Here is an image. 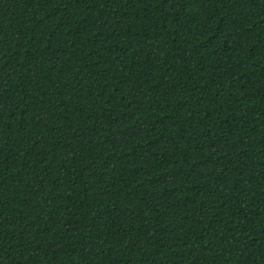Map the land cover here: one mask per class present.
<instances>
[{
    "label": "trees",
    "instance_id": "1",
    "mask_svg": "<svg viewBox=\"0 0 264 264\" xmlns=\"http://www.w3.org/2000/svg\"><path fill=\"white\" fill-rule=\"evenodd\" d=\"M0 264H264V0H0Z\"/></svg>",
    "mask_w": 264,
    "mask_h": 264
}]
</instances>
